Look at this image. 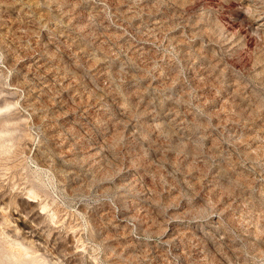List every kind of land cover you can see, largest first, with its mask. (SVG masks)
I'll return each instance as SVG.
<instances>
[{"label": "rangeland", "instance_id": "obj_1", "mask_svg": "<svg viewBox=\"0 0 264 264\" xmlns=\"http://www.w3.org/2000/svg\"><path fill=\"white\" fill-rule=\"evenodd\" d=\"M0 264H264V0H0Z\"/></svg>", "mask_w": 264, "mask_h": 264}, {"label": "bare ground", "instance_id": "obj_2", "mask_svg": "<svg viewBox=\"0 0 264 264\" xmlns=\"http://www.w3.org/2000/svg\"><path fill=\"white\" fill-rule=\"evenodd\" d=\"M260 6V5H259ZM254 7V6H253ZM262 7V6H261ZM258 10V9H257ZM262 10V9H261ZM255 11V10H254ZM256 13V12H255Z\"/></svg>", "mask_w": 264, "mask_h": 264}]
</instances>
